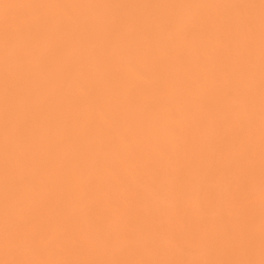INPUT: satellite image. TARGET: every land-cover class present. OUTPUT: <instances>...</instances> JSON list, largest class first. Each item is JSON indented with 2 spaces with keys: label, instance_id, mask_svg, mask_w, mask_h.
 <instances>
[{
  "label": "bare ground",
  "instance_id": "1",
  "mask_svg": "<svg viewBox=\"0 0 264 264\" xmlns=\"http://www.w3.org/2000/svg\"><path fill=\"white\" fill-rule=\"evenodd\" d=\"M0 264H264V0H0Z\"/></svg>",
  "mask_w": 264,
  "mask_h": 264
}]
</instances>
